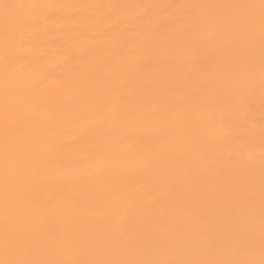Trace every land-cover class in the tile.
I'll use <instances>...</instances> for the list:
<instances>
[{"label": "bare ground", "instance_id": "obj_1", "mask_svg": "<svg viewBox=\"0 0 264 264\" xmlns=\"http://www.w3.org/2000/svg\"><path fill=\"white\" fill-rule=\"evenodd\" d=\"M262 17L261 0H0V264L258 262Z\"/></svg>", "mask_w": 264, "mask_h": 264}, {"label": "snow or ice", "instance_id": "obj_2", "mask_svg": "<svg viewBox=\"0 0 264 264\" xmlns=\"http://www.w3.org/2000/svg\"><path fill=\"white\" fill-rule=\"evenodd\" d=\"M5 7H8V5H5ZM261 8L264 9V0H261ZM262 24H264V17H262ZM262 249H264V240H262ZM3 264H32V262L13 261V262H3ZM73 264H80V262H73ZM169 264H264V252H262V258L258 262L247 259L223 260V261L191 260V261L169 262Z\"/></svg>", "mask_w": 264, "mask_h": 264}]
</instances>
